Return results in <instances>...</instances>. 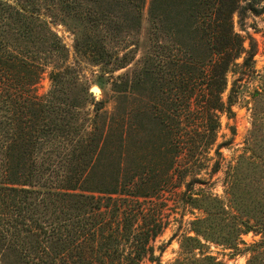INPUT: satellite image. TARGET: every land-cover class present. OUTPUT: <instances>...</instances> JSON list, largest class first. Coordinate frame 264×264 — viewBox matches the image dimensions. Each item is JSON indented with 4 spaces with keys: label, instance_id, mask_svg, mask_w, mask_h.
Masks as SVG:
<instances>
[{
    "label": "trees",
    "instance_id": "16d2710c",
    "mask_svg": "<svg viewBox=\"0 0 264 264\" xmlns=\"http://www.w3.org/2000/svg\"><path fill=\"white\" fill-rule=\"evenodd\" d=\"M51 1L67 17L97 29L100 37L85 42L84 53L105 71L132 62L133 51L120 57L113 46L123 25L136 35L143 31L147 0ZM246 1L151 0L146 32L153 51L140 73L115 83L121 111L109 116L103 104L95 105L92 127L77 140L81 129L73 130V109L81 94L71 89L67 48L43 19L41 0H0V264H140L147 255L159 260L151 242L166 227L167 174L183 168L195 133L215 138L217 112L234 115L232 95L227 103L222 95L243 51L233 16ZM156 48L168 55L164 65L156 61ZM50 66L52 90L39 96L35 87ZM165 71L171 75L167 106L130 99L142 76L161 82ZM182 116L191 121L186 130ZM146 126L164 136L158 151L171 158L165 168L139 161L136 148ZM51 144L43 170L36 157Z\"/></svg>",
    "mask_w": 264,
    "mask_h": 264
},
{
    "label": "rangeland",
    "instance_id": "374dc122",
    "mask_svg": "<svg viewBox=\"0 0 264 264\" xmlns=\"http://www.w3.org/2000/svg\"><path fill=\"white\" fill-rule=\"evenodd\" d=\"M150 2L147 0L142 11L143 31L136 35L123 25L122 38L113 46L120 57L133 51L132 62L126 68L105 71L92 56L84 53L85 42L100 37L97 29L81 19L67 17L57 1L41 0L43 19L67 48V66L71 68L67 78L72 83L71 89L81 94L78 108L73 109L78 114L72 121L73 130L79 127L83 133L78 134L77 140L92 127L90 117L95 115V105L103 104V111L109 116L121 111L122 104L113 91L115 83L119 85L140 73L145 55L153 51L146 32ZM233 23L235 32L243 39V51L227 74L222 99L227 103L232 95L234 115L217 112L220 128L215 138L207 139L195 133V148L182 156L183 168L167 174L171 190L165 197L166 227L151 242L153 257L159 260L153 262L147 255L140 264H264V0L241 3ZM78 41L83 45L79 49ZM153 54L158 64L164 65L168 60V55L164 56L157 48ZM52 70L50 66L42 75L35 87L37 95L43 96L52 90ZM164 73L159 78L161 82L142 76L130 99L142 101V106L161 101L167 106L171 75L169 71ZM94 88L97 93L93 92ZM185 104L180 100L178 106L183 110ZM2 116L0 110V130L5 121ZM190 123L182 116L183 129ZM163 138L153 127H142L136 148L139 161L167 167L171 158H162L158 151ZM53 145L45 146L36 157V164L43 170L48 167L47 156ZM173 153L172 150L169 155ZM100 170H104L103 165L97 172Z\"/></svg>",
    "mask_w": 264,
    "mask_h": 264
},
{
    "label": "water",
    "instance_id": "95a60500",
    "mask_svg": "<svg viewBox=\"0 0 264 264\" xmlns=\"http://www.w3.org/2000/svg\"><path fill=\"white\" fill-rule=\"evenodd\" d=\"M95 89H96V88L93 89V92H94V93H97V92H95Z\"/></svg>",
    "mask_w": 264,
    "mask_h": 264
}]
</instances>
